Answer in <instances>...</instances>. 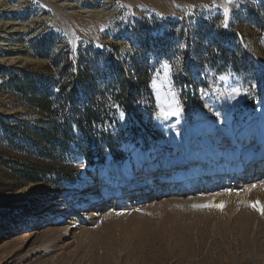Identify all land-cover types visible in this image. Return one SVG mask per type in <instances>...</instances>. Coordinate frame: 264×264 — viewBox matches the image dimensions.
<instances>
[{
  "label": "rangeland",
  "instance_id": "374dc122",
  "mask_svg": "<svg viewBox=\"0 0 264 264\" xmlns=\"http://www.w3.org/2000/svg\"><path fill=\"white\" fill-rule=\"evenodd\" d=\"M1 4L0 21L18 32L0 25V44L9 43L0 45V264H264V215L248 206L264 205V0ZM216 41L239 59L220 72ZM81 56L96 91L117 77L111 59L146 57L152 101L134 111L98 97L109 103L106 127L86 140L72 124L63 148L44 151L30 100L48 81H70L75 97H89ZM135 74L126 68L125 77ZM111 136L119 146H108ZM84 182L94 190L83 201L101 202L79 210ZM204 204L222 208L193 207Z\"/></svg>",
  "mask_w": 264,
  "mask_h": 264
},
{
  "label": "trees",
  "instance_id": "16d2710c",
  "mask_svg": "<svg viewBox=\"0 0 264 264\" xmlns=\"http://www.w3.org/2000/svg\"><path fill=\"white\" fill-rule=\"evenodd\" d=\"M223 35L229 36L227 34ZM97 53L105 54L100 51ZM237 58V52L231 50L228 46H224L221 41H216V66H220L218 69L219 72L223 70L224 66L230 63L235 64L237 60L239 61ZM80 59L77 65V76L80 80L82 89L87 93L90 92L89 97H75L72 91V89H74V84L70 81H64L62 84L60 81H48L43 86L44 90L42 92L35 91L34 97L36 98L30 100V106L37 110L41 116L40 123L43 124L42 127L33 131V139L39 142L40 148L44 151H48L47 148L50 145L55 149L63 148L64 141L61 140L67 137L72 138V124L79 129L84 137H86V140H89L88 136L90 132L106 127V120L108 118L106 117V120H101V115L105 114L109 103L100 101L97 99L98 97H104L106 94H110L113 97L112 101L114 103L123 107H129L134 111L137 102L149 99L152 101L149 87L151 65L146 57L143 58V61H140L138 60L139 56H136L130 59V63L127 61L120 63L111 59L108 64L113 67L117 77L108 78L106 80L108 86H106V88H101L99 91H96L98 85L95 78L89 76L90 71L86 60L83 56H81ZM53 62L56 67L59 66L60 57H56ZM130 66L134 68L136 74L134 76L130 75V77L127 78L125 77V72L126 68ZM60 74L61 78H66L68 67L61 70ZM24 80L29 90L36 89L35 80H33L32 75L25 72ZM54 86H59L56 93L53 90ZM110 141L108 145L110 148L119 146V141L112 138V136ZM105 144L103 145L105 146ZM51 171L52 170H48V172ZM22 174L26 179L38 181L39 175L35 173L30 174L23 170Z\"/></svg>",
  "mask_w": 264,
  "mask_h": 264
},
{
  "label": "bare ground",
  "instance_id": "6f19581e",
  "mask_svg": "<svg viewBox=\"0 0 264 264\" xmlns=\"http://www.w3.org/2000/svg\"><path fill=\"white\" fill-rule=\"evenodd\" d=\"M219 2V1H218ZM221 4H223L222 2H221ZM10 6V5H9ZM0 7H2V4H1V0H0ZM7 8V10H8V12L9 13H12V12H16V11H18L19 10V7L20 6H14V7H8V6H6ZM52 8L54 9V7L52 6ZM5 9V10H6ZM2 22L3 21H0V25H2V26H4V27H6L7 29H12V30H10L9 32H8V34H12V33H14V32H18L17 30H16V27H14L15 25H16V23H12L10 20H7L6 22H3V24H2ZM22 29V28H21ZM3 38L4 39H6V40H10V38L11 37H7V36H3ZM1 46H9V43L7 42V41H3V42H1V44H0ZM259 161L258 160H251V161H249V166H252V165H254V164H257ZM178 165H181L180 163H178L177 164V166ZM87 182V181H86ZM86 182H84L83 184H82V186L80 187V189L78 190V196L80 197V199H81V202L77 205V208L79 209V210H85V209H89V208H94L97 204H100V200L99 199H96L95 201H93V203L92 202H86V201H83L84 200V198H87L88 197V195L91 193V192H93V190H88V187L90 186L88 183H86ZM92 188H94V187H92ZM253 194V193H252ZM251 195V194H250ZM246 198H248V195H246V193H245V195H244ZM261 196V195H260ZM262 197H264V196H262ZM246 200V199H245ZM244 200V201H245ZM248 204V203H247ZM243 205H244V203H243ZM248 206H250V204L248 205ZM243 207V206H242ZM53 208H55V207H53ZM76 208V209H77ZM244 208V207H243ZM247 209H250V208H247ZM253 209L251 208V211H252ZM246 211V210H245ZM254 211L255 210H253L251 213H253V214H257V212L255 211V213H254ZM250 212V211H249ZM69 213V211H67V212H65L64 211V214L63 215H60V216H58L57 218H55L54 219V222H61V221H63V220H65L66 219V215ZM247 213V212H246ZM249 214V213H248ZM250 215V214H249ZM253 217H254V215H253ZM1 264H2V262H1Z\"/></svg>",
  "mask_w": 264,
  "mask_h": 264
},
{
  "label": "snow or ice",
  "instance_id": "6c2138e0",
  "mask_svg": "<svg viewBox=\"0 0 264 264\" xmlns=\"http://www.w3.org/2000/svg\"><path fill=\"white\" fill-rule=\"evenodd\" d=\"M233 0H226V4H230L232 3ZM229 13H230V9L225 6L224 7V17L225 19L222 21V26L224 28H228V17H229ZM165 69L167 70L168 69V65H164ZM178 111L177 112H173V113H170L171 115H176L178 114ZM121 116L123 117V113H121ZM253 188L255 187V185L252 186ZM251 207H253L254 209H256L257 211H259L261 213V215H264V205H261L259 201H256L254 203H252L250 205ZM194 208H203V207H221L222 208V205H215V204H204V205H193Z\"/></svg>",
  "mask_w": 264,
  "mask_h": 264
}]
</instances>
